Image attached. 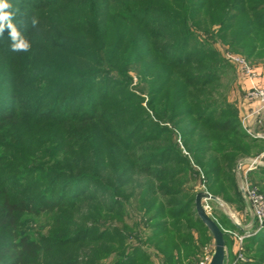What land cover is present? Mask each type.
I'll use <instances>...</instances> for the list:
<instances>
[{
  "label": "trees",
  "instance_id": "obj_1",
  "mask_svg": "<svg viewBox=\"0 0 264 264\" xmlns=\"http://www.w3.org/2000/svg\"><path fill=\"white\" fill-rule=\"evenodd\" d=\"M8 2L31 49L0 35V264H150L144 245L206 228L202 189L243 209L238 164L264 193L221 52L264 63V0ZM220 224L232 261L264 264V226Z\"/></svg>",
  "mask_w": 264,
  "mask_h": 264
},
{
  "label": "rangeland",
  "instance_id": "obj_2",
  "mask_svg": "<svg viewBox=\"0 0 264 264\" xmlns=\"http://www.w3.org/2000/svg\"><path fill=\"white\" fill-rule=\"evenodd\" d=\"M219 46V44H218ZM221 50V46L217 47ZM223 50H226L223 48ZM243 57L240 54L233 53ZM245 59V57H243ZM247 60V59H245ZM227 62V61H226ZM251 67L256 68L261 66L264 68V63L262 61L258 62V64H254L251 61L247 60ZM228 63V62H227ZM230 69L227 71L225 76V82L230 85L229 90V101L233 103L238 110L239 118H243L250 112V108H252L251 104L246 100V90L243 87V81L240 77L236 66L228 63ZM244 102L245 109L240 107V104ZM247 104V105H246ZM248 106V107H247ZM252 123L249 124L247 120L244 125L249 128V130L253 134H258L262 138H258L260 140V146H264V112L260 115L255 116L253 118ZM253 124V126H251ZM263 154H259L257 156H253L247 158L245 160L246 163L249 164L252 160H261ZM263 160V159H262ZM264 162V161H263ZM261 161V163H263ZM239 168L243 169L245 164ZM237 165V166H238ZM239 168H237V177L238 180V189L240 192V197L243 200L244 207L243 209H236L234 204L227 202L222 197H216L219 200V204H214L209 201H204L205 208L212 219L216 222L221 232L225 234V261L224 264H236L235 261H232L230 258V245H232L231 250L235 252L236 250H241L244 244L242 242L243 236L241 237L236 233L235 230L225 227L220 224V217L224 216L231 224L235 225L239 229L244 232V236L248 237L249 232H260L264 226V220L260 221L255 214V210L252 207L250 201L248 200L247 194L244 191L247 187L251 190L255 191V194L262 198L264 204V193L260 192L256 186H252L249 182L247 176L243 171V174L240 175L238 173ZM240 169V170H241ZM264 180V179H263ZM203 187H201L202 189ZM200 192H204L202 189ZM206 192V191H205ZM211 195V194H210ZM186 222V220H184ZM189 226H192V230L189 233V237H187L186 241H183L177 236H165L158 237L151 241L149 244L143 246V249L147 251L150 259V264H207L210 256L213 252V240L208 232V230L202 226H196L194 223L191 224V221L186 222ZM183 230V228H182ZM228 255V256H227ZM244 256L239 257L241 260ZM195 259V260H194ZM198 261V262H197ZM138 264H144V262H139Z\"/></svg>",
  "mask_w": 264,
  "mask_h": 264
},
{
  "label": "built area",
  "instance_id": "obj_3",
  "mask_svg": "<svg viewBox=\"0 0 264 264\" xmlns=\"http://www.w3.org/2000/svg\"><path fill=\"white\" fill-rule=\"evenodd\" d=\"M221 52L225 61L236 66L242 81L249 84V87L246 90V100L252 105V108H250V112L246 116L240 119L241 125L246 134L251 138H262L258 134H253L249 128L244 125L248 118H255V116L264 112V85L258 83L259 73L256 68L251 67L243 57L233 54L228 50H221ZM258 164H261V162L257 159L250 161L246 171L253 169L254 165ZM244 191L246 192L248 200L254 208L258 219L260 221L264 220V204L262 198L258 197L255 194V191L248 187L244 189Z\"/></svg>",
  "mask_w": 264,
  "mask_h": 264
},
{
  "label": "water",
  "instance_id": "obj_4",
  "mask_svg": "<svg viewBox=\"0 0 264 264\" xmlns=\"http://www.w3.org/2000/svg\"><path fill=\"white\" fill-rule=\"evenodd\" d=\"M237 168H239V165L237 166ZM204 201H209L214 204H219V200L205 191L198 192L194 199L195 214L198 217V219L201 221V223L206 227L213 240L214 249L207 264H224L225 245H224L223 233L221 232L216 222L207 212L205 205L203 203Z\"/></svg>",
  "mask_w": 264,
  "mask_h": 264
},
{
  "label": "clouds",
  "instance_id": "obj_5",
  "mask_svg": "<svg viewBox=\"0 0 264 264\" xmlns=\"http://www.w3.org/2000/svg\"><path fill=\"white\" fill-rule=\"evenodd\" d=\"M11 9L12 5L8 0H0V35L3 34L7 27L11 39L10 50L13 53L28 52L31 49V43L13 22L15 13ZM37 23L38 21L33 18L32 26L35 27Z\"/></svg>",
  "mask_w": 264,
  "mask_h": 264
},
{
  "label": "crops",
  "instance_id": "obj_6",
  "mask_svg": "<svg viewBox=\"0 0 264 264\" xmlns=\"http://www.w3.org/2000/svg\"><path fill=\"white\" fill-rule=\"evenodd\" d=\"M256 70H257V72L259 73V80H258V83L264 85V68L261 67V66H258V67H256ZM243 87H244V89H247V88L249 87V84L243 82ZM246 105H247V104H246ZM240 107L245 109V104H244V102H242V103L240 104ZM247 107H248V106H247ZM251 119L254 120L253 117H251V118H248V119H247V122L250 121ZM252 120L249 122V124L252 123ZM251 126H253V124H252Z\"/></svg>",
  "mask_w": 264,
  "mask_h": 264
}]
</instances>
